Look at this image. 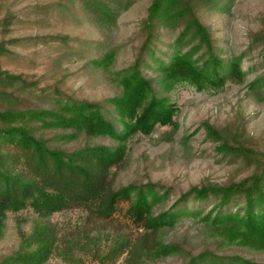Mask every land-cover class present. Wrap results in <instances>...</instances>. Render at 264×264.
Returning <instances> with one entry per match:
<instances>
[{
  "label": "trees",
  "instance_id": "obj_1",
  "mask_svg": "<svg viewBox=\"0 0 264 264\" xmlns=\"http://www.w3.org/2000/svg\"><path fill=\"white\" fill-rule=\"evenodd\" d=\"M221 1L151 0L142 20L143 41L131 64L113 72L119 89L104 102L55 89L52 107L0 103V239L12 228L17 240L0 254V264H116L120 259L121 264H264V151L242 142L244 126L226 130L202 123L205 138L222 156L253 163L238 180L201 182L174 196L171 188L150 179L119 181L128 137L176 125L165 90L183 82L217 88L232 76L242 81V57L253 50L263 72L247 91L264 98V31L252 32L238 55L222 57L219 30L204 22L197 8L210 3L214 9ZM90 5L111 15L99 1ZM170 31L176 36L167 44L172 52L164 62L152 46L161 32ZM112 56L104 53L91 64L106 70ZM150 56L161 73L157 81L143 72ZM3 77L23 81L0 70ZM1 85L0 100L16 96ZM47 130L63 143L82 142L72 148L51 146L38 134ZM98 138L117 143L108 146ZM208 202L213 204L206 210ZM73 210L82 213L73 224L51 220L55 213ZM25 211L32 213L29 220ZM119 215L125 224L115 227ZM184 219L183 228H175Z\"/></svg>",
  "mask_w": 264,
  "mask_h": 264
},
{
  "label": "rangeland",
  "instance_id": "obj_2",
  "mask_svg": "<svg viewBox=\"0 0 264 264\" xmlns=\"http://www.w3.org/2000/svg\"><path fill=\"white\" fill-rule=\"evenodd\" d=\"M94 1L109 9V18L100 12L101 8L90 5L93 0H0V70L23 78L14 82L4 77L0 80V85L14 90L17 96L7 101L1 99V104L52 107L55 89L103 102L118 92L113 72L121 71L133 61L144 38L142 20L151 0ZM221 4L213 9L210 3H202L197 8L200 18L219 30L218 45L222 48L219 47V54L229 59L247 47L252 32L264 31V0H222ZM175 36V31L167 36L161 32L156 46H152V51L164 62L172 52V44L169 47L167 44ZM108 52L113 56L106 70L91 64L92 59ZM149 59L150 63L143 66L144 75L157 81L161 73L151 56ZM240 67L245 72L242 81L232 76L217 88L197 89L183 82L165 90L163 95L176 111L173 116L176 125H157L149 135L136 133L128 137L120 183L150 179L171 188L170 196H174L201 182L224 183L247 175L253 163L222 156L212 141L205 138L202 127L205 121L226 130L244 126L242 142L264 151V98L256 99L247 91L248 84L263 72L256 51L243 56ZM116 125L120 123L116 121ZM38 134L51 146L72 148L82 142L63 143L49 130ZM95 140L108 146L117 143L110 138ZM212 204L208 202L206 210ZM121 206L125 209L127 203ZM31 216V211L24 212L26 220ZM81 216L80 211L73 210L55 213L51 220L64 226ZM124 220L122 215L116 216L114 226L124 225ZM8 222L11 223V217ZM187 222L180 220L175 228H183ZM7 231L0 239V254L17 241L14 230ZM130 231L134 228L130 227ZM121 260L116 264H121Z\"/></svg>",
  "mask_w": 264,
  "mask_h": 264
}]
</instances>
